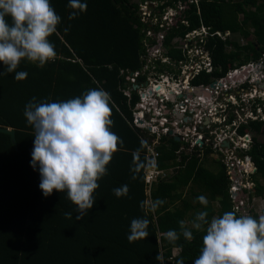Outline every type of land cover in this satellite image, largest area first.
<instances>
[{"label": "trees", "instance_id": "1", "mask_svg": "<svg viewBox=\"0 0 264 264\" xmlns=\"http://www.w3.org/2000/svg\"><path fill=\"white\" fill-rule=\"evenodd\" d=\"M179 1L164 0L158 9L164 12L168 7H177ZM181 1H187V7L168 31L164 41L167 48L174 37L205 26L210 33L207 47L216 67L214 77H222L230 69L248 64L244 63L247 60L258 61L262 57L264 0ZM49 2L61 17L57 32L48 38L55 46L57 59L43 67L37 66L38 62L22 60L15 71L27 72L24 80H16L15 72L0 75V128L15 130L18 143L16 149L11 136L0 131V264H161L157 255L163 257V264H176L181 257L184 264H194L205 233L191 229L192 241L181 236L174 244L168 242L165 233L179 232L181 220L191 228V221L200 211H207L209 220L226 211L235 212L230 193L232 181L222 163L216 161L222 167L218 173L204 167L198 151L190 157L182 151L177 161V150L182 142L168 135L158 148V167L184 166L155 182L148 191L145 173L148 139L143 128L134 123V111L141 95L137 90H133L130 97L126 95L132 86L128 81L129 73L142 71L147 62V29L144 28L148 25L138 13L139 3L135 0H81L87 4V10L69 19L73 11L68 6L69 0ZM241 16L244 18L240 19ZM6 19L11 23L10 18ZM239 34L245 39L254 35V40L241 45L230 38ZM168 55L173 60L183 57L174 45ZM157 63L159 71H165L167 64L161 60ZM0 72H6L3 62H0ZM146 78L147 73H144L138 80L143 82ZM210 82L206 72L193 80L194 84ZM92 88H102L110 94L114 104L110 130L123 143L107 165V175L98 181L92 208L77 220L76 205L66 192L54 189L45 197L39 188V168L34 169L30 164L35 133L24 116V108L32 97H36L37 102L66 101ZM250 130L257 134L249 152L257 168L252 176L256 183L253 195L262 196L264 141L257 138L264 134V121L252 122L240 133L243 135ZM212 153V149H207L205 155ZM140 163L145 166L137 170ZM123 185L128 186V194L117 197L113 189ZM187 187H190L189 196L185 193ZM199 196L207 198L206 207L197 200ZM157 199L164 203L152 212L149 202ZM67 212L72 213L70 219L65 217ZM133 219H148L149 235L130 243L127 237ZM179 246L182 250L175 256L174 250Z\"/></svg>", "mask_w": 264, "mask_h": 264}, {"label": "clouds", "instance_id": "2", "mask_svg": "<svg viewBox=\"0 0 264 264\" xmlns=\"http://www.w3.org/2000/svg\"><path fill=\"white\" fill-rule=\"evenodd\" d=\"M68 6L73 9L69 19L87 10V4L81 0H69ZM60 21L61 17L49 0H0V62L6 66V72L0 75L15 72L16 80H24L27 72L15 71L22 60L38 62L37 66L43 67L57 59L55 46L48 38L57 32ZM113 107L108 92L92 88L66 101L37 102L36 97H32L24 108V116L35 133L30 164L34 169L39 168V188L45 197L54 189L66 192L76 205L77 220L92 208L98 181L107 175V165L123 143L110 130ZM144 166L138 164L137 170ZM147 166L154 168L156 161L148 160ZM128 191L127 185L113 189L117 197L126 196ZM197 200L205 207L208 204L205 196ZM163 203L157 199L149 202L148 207L155 212ZM65 217L70 219L72 213H65ZM148 225V219H133L128 241L145 239L149 235ZM179 228V232L169 230L165 233L169 243L174 244L181 236L192 241L191 229L205 233L194 264H264V215L257 219L226 211L209 220L207 211H200L191 221V228L183 220L179 221ZM180 250L182 246L177 255ZM156 259L163 264L161 255ZM176 264H184V259H177Z\"/></svg>", "mask_w": 264, "mask_h": 264}, {"label": "built area", "instance_id": "3", "mask_svg": "<svg viewBox=\"0 0 264 264\" xmlns=\"http://www.w3.org/2000/svg\"><path fill=\"white\" fill-rule=\"evenodd\" d=\"M198 1L199 0H190V2L195 3H198ZM160 2L163 3L164 0H145V2L140 3L138 1L141 10V19L145 23H152L153 26H150L146 30L147 38L145 42L147 47V62L145 66L142 71L130 72L128 76V81L131 82L132 86L130 90L126 91V95L129 97L132 96L133 90H137L140 95L142 93L146 94V97H142L141 95V101L135 108L134 117L138 108H146L147 100H149L148 98L151 94L156 93L160 95L161 105H158L157 110H152L162 116V122L159 126L156 121L152 119L153 127H148V129L157 132L159 127H165L164 133L179 137L184 145H189L190 149H188L189 153L186 152L187 154H191L194 151L205 153L207 149H212L216 153H219L221 157L220 162L225 166L227 174L232 181L230 193L234 204L233 210L237 214H243L241 203H244V200H242V197H245V199L249 198L252 195V191L251 187L247 188L243 186L245 180L241 175L243 171L247 170L245 167L247 163L251 165L250 171L247 173L251 176V179H253L252 176L257 171L252 156L249 153L253 146L251 141L256 137V131L250 130L242 135L240 130L244 127H248L252 122L264 121V91L258 94L256 85H261L260 82L264 81V74L261 72V76L254 79L247 78L239 81L238 78L254 68L256 70L264 69V53L257 62L253 60L248 62V64L236 66L232 71L229 73L227 72V74L222 77H214L213 73L216 71V67L213 63L211 50L207 47V38L210 34L209 28L202 26L200 29L193 30L184 36L178 35L174 37L179 43V45H174V47L178 48L183 53L181 59L173 60L174 65L178 66V69L177 67L175 70L170 68L173 66V62L168 59L170 58L168 54L161 58H156L155 62L150 64V48L157 43L159 38L157 34L163 35L167 29L166 34L163 35L161 44L163 48H166L164 41L168 31L177 23V16L181 15L182 11L187 7L185 5L187 1L184 3L180 0L177 7H168L163 12L158 9L159 4L157 3ZM144 5L148 7L151 5L154 6L150 13H143L142 7ZM156 31H158V33ZM200 35H205V37H199ZM218 35L222 36L221 33ZM196 39L197 41L195 43L194 41ZM153 40H156V42L152 43ZM149 41L152 43L151 45L148 44ZM158 60L167 64L165 65V71H159ZM151 69L158 72V75L163 74L162 78L157 80V82L153 83L150 79L151 77L148 75ZM203 72H206V75L210 76L211 82L194 84L193 80L202 75ZM144 73H147L146 80L139 82V76ZM179 74L182 78H178ZM170 78L179 80L183 82V84L180 85L181 87L177 85L179 89L176 87L175 90H167L168 92H162L156 89L158 85L163 87L164 82L166 83ZM147 82L149 83L147 84ZM134 84H139V87L134 89ZM144 86H148V88L144 89ZM262 87H264V85H262ZM171 94L174 98H171ZM156 103L157 102L154 103V106ZM172 103H174L173 106H170ZM139 113L140 118H143L146 114L144 110L139 111ZM137 117L138 116L135 118ZM240 117H243V119L237 123ZM137 122V119L134 120L136 126L141 127ZM223 122H226L227 126H231L233 132L222 135L223 132L221 131L219 134L217 130L220 129ZM170 125L173 129H170ZM170 132L172 133L170 134ZM161 144L160 141L151 142L147 140L148 160L156 161V166L154 168L146 166L145 169L146 181L149 184L148 191L152 189L155 182L173 173L172 168L161 169L158 167L160 160V151L158 148ZM226 145H228V147ZM219 148H221L223 153ZM185 150L186 148L184 146H181L180 149L177 150L179 159H181V152H185ZM224 150H228V152H224ZM240 154L242 156L246 154V161L244 158L239 157ZM253 185L255 184L253 183Z\"/></svg>", "mask_w": 264, "mask_h": 264}, {"label": "rangeland", "instance_id": "4", "mask_svg": "<svg viewBox=\"0 0 264 264\" xmlns=\"http://www.w3.org/2000/svg\"><path fill=\"white\" fill-rule=\"evenodd\" d=\"M138 1H139V3L140 2H145V0H138ZM138 1H136V2H138ZM157 4H159V3H157ZM152 6H154V5H151V7ZM142 9H143V13H150V11H151V8L148 7L147 5H144L142 7ZM138 13H139V15L141 14L140 7H139V10H138ZM147 25H148V27H146L144 29H148L150 26H153V24L150 23V22H147ZM249 29H250V33L252 34L253 30L251 28H249ZM166 30L163 33V35L166 34ZM156 32L158 33V31H156ZM154 34H155V32H154ZM157 35L159 36V38L157 40V43L152 48H150L151 49L150 50L151 51V53H150V60H149L150 64H153L155 62L156 58L158 59V58H161L164 55L168 54L169 49L172 47V45H179V43L176 41L177 39L174 38V39L171 40V44H170L171 46L169 48H167V47L166 48H163L162 45H161L162 44V40H163V35H161V34H157ZM152 37H154V36H152ZM199 37H205V35L204 36L200 35ZM206 37H207V35H206ZM230 38L232 40H234V41H238L241 45H245L249 41V39L250 40H254V35H250L249 38H247V39H245V37L243 35H241V34H239L238 36H234V37L231 36ZM196 41H197V39L194 42L196 43ZM148 44L151 45L152 43L149 41ZM168 59H170L173 62V66H171L170 68L175 70L176 67H177V69H178V66H175L174 65L173 59L171 57L168 58ZM251 61H253V59L250 60V61L247 60L244 63H248V62H251ZM254 61L257 62L256 60H254ZM232 70L233 69H230L228 71V73L230 71H232ZM148 75L151 77L150 79L154 83V82H157V80H159L160 78H162V75L163 74H159L158 75V72H156L154 69H151V71L148 72ZM179 77L182 78V76H180V74H179L178 78ZM263 83H264V81L260 82L261 85L256 84L257 85V88H258L257 89L258 90V94H260L259 92H263L264 91V87H262V85H264ZM181 84H183V82H181L179 80H176V79H173V78H170L166 83L164 82V85L165 86L163 85V87L161 89L163 90L162 92H168L167 90H169V91L170 90H175L176 87H177V85H179V87H181L180 86ZM147 88H148V86H144V89H147ZM129 90H130V87H129ZM240 98H242V97H240ZM148 99L149 100H147V105H146V108L145 109L140 107V108H138L136 110L135 117L136 116H138V117L137 118L134 117L135 118L134 120H136V119L138 120V118H140L139 111L144 110L146 114H145V116L143 118H141L143 120V122H137V123H139V125L146 132V138L149 141H151V142H158V141H160V143H163V140H167V137H168V134H169V133H164L165 132V127H163V128H160L159 127V130L157 132L152 131L151 129L150 130L148 129V127L149 128L153 127L152 119H154L159 126H160V124L162 122L161 121V117L162 116L158 115L154 111L155 109L157 110L158 105H161V101H160L161 100V96L160 95H157L156 93H154V94H151ZM155 102H157V103L154 106V103ZM173 104L174 103H172L170 106H173ZM239 107H240V105H239ZM152 109H154V110H152ZM242 119H243V117H240L238 119L237 123H239L240 121H242ZM169 127H170V129H173L171 125ZM232 129L233 128L231 126H227L226 125V122H223V124L221 125L220 129L217 130V132L220 134L221 131H222L223 132L222 135H224V134H229V133L233 132ZM175 131H176V129H175ZM257 139H258V141H262L263 142L264 141V134L259 135ZM251 143L254 144V141H251ZM168 145H169V143H168ZM181 146H184L186 148L185 152L189 153L188 152L189 151L188 149H190L189 148V145H184L182 143ZM219 149L221 150V148H219ZM221 152H222V150H221ZM224 152H228V150H224ZM189 155L190 154H188L187 156H189ZM198 155H199L198 157L200 158V160L203 162L204 167H206V168H208V169H210V170H212L213 172H216V173H218V171H220L222 169L221 165L219 164V163H221L220 162L221 161L220 160L221 157H220L219 153H216L215 151H213L212 155H210L208 157L205 155V153H202V152L201 153H198ZM245 156H246V154L244 156H242L241 154L239 155L240 158H244V160L246 161ZM177 161H180V159L177 158ZM213 161L214 162L217 161L219 163H217V162L214 163ZM182 166H184V165H178V166L173 167L172 168L173 173H174V171L176 172L177 170H180L182 168ZM245 167L247 168V170L243 171L242 172V175H241L243 177V179L245 180L243 186H246L247 188L251 187L252 195L249 198H246V199H245V197H242L243 198L242 200H244V203H241L242 204V209H243L242 211H243V214L245 212V214H247L249 216H252L253 218H257L258 219L261 215H264V195H262V196L261 195H257V194L256 195H253V193H254V187L256 186V183H255V181L253 179H251V176H249L247 174L250 171L251 165L249 163H247L245 165ZM257 178L260 179L259 177H257ZM253 183L255 185H253ZM189 191H190V187L189 188L187 187L185 189L186 196H189L190 195V192ZM186 196H184V197H186ZM216 206H217V204H216ZM177 252H178L177 249L174 250V255H177Z\"/></svg>", "mask_w": 264, "mask_h": 264}, {"label": "water", "instance_id": "5", "mask_svg": "<svg viewBox=\"0 0 264 264\" xmlns=\"http://www.w3.org/2000/svg\"><path fill=\"white\" fill-rule=\"evenodd\" d=\"M150 8L153 9V6L152 7L150 6ZM148 83L149 82H147V84ZM133 87H134V89H137L139 87V84H134ZM161 88H162L161 85H158L156 87L157 90H161ZM141 95H142V97H146V94L145 93H142ZM171 98H174V96L172 94H171ZM138 122H143V120L141 118H138ZM0 131L3 132V133H5V134L10 135L11 136V139H12V142H13V144L15 146V148L18 149V143H17V139H16V131L13 130V129H11V128H0ZM171 133L172 132H170V134ZM176 139L177 140H180L179 137H176ZM226 146L228 147V145H226Z\"/></svg>", "mask_w": 264, "mask_h": 264}, {"label": "flooded vegetation", "instance_id": "6", "mask_svg": "<svg viewBox=\"0 0 264 264\" xmlns=\"http://www.w3.org/2000/svg\"><path fill=\"white\" fill-rule=\"evenodd\" d=\"M261 72H263L264 74V69L262 70H256L255 68L251 71L246 72L245 74H243L240 78H238V80H243V79H247V78H258L259 76H261ZM246 75V76H245ZM258 81V80H257ZM260 81V80H259Z\"/></svg>", "mask_w": 264, "mask_h": 264}, {"label": "crops", "instance_id": "7", "mask_svg": "<svg viewBox=\"0 0 264 264\" xmlns=\"http://www.w3.org/2000/svg\"><path fill=\"white\" fill-rule=\"evenodd\" d=\"M244 18V16H241L240 19ZM146 169V168H145ZM145 173H146V170H145Z\"/></svg>", "mask_w": 264, "mask_h": 264}, {"label": "bare ground", "instance_id": "8", "mask_svg": "<svg viewBox=\"0 0 264 264\" xmlns=\"http://www.w3.org/2000/svg\"><path fill=\"white\" fill-rule=\"evenodd\" d=\"M177 22V21H176ZM246 76V75H245ZM178 89H179V87H178ZM161 91H163L162 89H161Z\"/></svg>", "mask_w": 264, "mask_h": 264}]
</instances>
